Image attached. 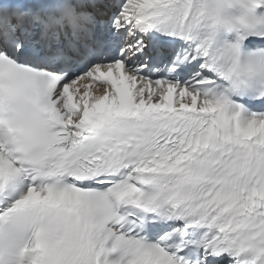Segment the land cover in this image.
<instances>
[{"label":"snow or ice","instance_id":"6c2138e0","mask_svg":"<svg viewBox=\"0 0 264 264\" xmlns=\"http://www.w3.org/2000/svg\"><path fill=\"white\" fill-rule=\"evenodd\" d=\"M0 264H264V0H0Z\"/></svg>","mask_w":264,"mask_h":264}]
</instances>
